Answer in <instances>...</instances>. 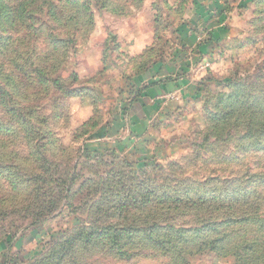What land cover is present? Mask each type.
Here are the masks:
<instances>
[{
  "label": "rangeland",
  "instance_id": "rangeland-1",
  "mask_svg": "<svg viewBox=\"0 0 264 264\" xmlns=\"http://www.w3.org/2000/svg\"><path fill=\"white\" fill-rule=\"evenodd\" d=\"M163 1L0 0V264H264V0H229L196 68L214 81L154 127L151 158L100 147L146 62L122 76L119 25L159 12L166 40L190 18Z\"/></svg>",
  "mask_w": 264,
  "mask_h": 264
},
{
  "label": "crops",
  "instance_id": "crops-1",
  "mask_svg": "<svg viewBox=\"0 0 264 264\" xmlns=\"http://www.w3.org/2000/svg\"><path fill=\"white\" fill-rule=\"evenodd\" d=\"M177 1L178 0H173L171 3L175 4ZM218 2L223 3L221 0H199V5L205 6L213 13V10H216L215 6L220 5ZM222 6H225V4L223 3ZM196 10L197 7L193 9L192 16L190 14L191 12L188 14L190 18L187 19L189 21H191V19H196V17H193ZM230 14L228 20L230 19ZM217 20V18L211 19L213 28L221 27V24H219ZM178 22L177 20L174 26H176ZM223 24H225V22ZM153 25V21L148 23L136 20L131 22L128 21L125 26L119 25L116 35L120 37L123 54L118 55V60L124 63L126 74L122 76L125 79L129 77L132 72L130 63H132L133 59L143 53L148 46L154 42L155 31ZM171 36L172 35H170V37ZM189 53L191 55L193 54L191 51H189ZM206 56L207 54L204 55L200 61L198 60L197 63H194L195 59L193 55L188 56L187 60L184 62L175 59L169 60L167 58L164 64L159 63L155 65L147 73H136V75H133L132 77L135 76L134 80L139 84H153H151L147 90L144 91L143 95L133 104L132 110L129 111L126 117L120 114L116 116L117 121L119 120L118 123L121 121L123 122L120 125H124L121 132L124 134V137H121V133L112 135L113 133H111V131L117 129L116 126H119L115 125L116 128L110 130L109 134L102 136V139L106 140L108 143L101 140L102 145L100 147L105 148V150L116 149L119 154L124 155H133L135 151H138V154L145 153L147 158H151L152 151L149 152L146 149L148 152H144V148L155 136V132H153L154 127H156L158 123H160V126L164 124L168 119V115L173 111L188 108L189 105L194 103L197 97L198 82L204 76L202 74L199 75L196 71V66L203 60H207ZM137 70L139 69L137 68ZM183 70L188 72L186 76L168 80L169 77L173 76L175 73L183 72ZM166 93H176L179 98L169 102L163 98V95ZM153 122L156 124L152 127Z\"/></svg>",
  "mask_w": 264,
  "mask_h": 264
},
{
  "label": "trees",
  "instance_id": "trees-1",
  "mask_svg": "<svg viewBox=\"0 0 264 264\" xmlns=\"http://www.w3.org/2000/svg\"><path fill=\"white\" fill-rule=\"evenodd\" d=\"M163 2L164 5L171 6V8H178L179 11H181V13H185V14H189L190 12L192 13L193 9L197 7V10L195 12L196 19H192L191 21H189L188 19L184 18V16H182V18L179 20L180 24L173 30L172 37H168L166 38V40L164 39L165 40L164 43L163 40L164 36L159 33V29L162 27L163 17L159 12H157L153 20L154 23L153 26L155 31L154 42L150 46H148V48L143 53H141L139 56H136L133 59V61L138 60L140 58H145L144 60H146V62H144L143 64L144 67L142 66L143 68L139 65L138 67L139 70L137 74L147 73L149 70H151L152 67L158 65L159 63L164 64L167 58L169 60L175 59L184 62L187 60L188 56L193 55L195 59L194 63H197L198 60L200 61V59L204 55L213 53L214 49L220 46L221 43L225 40V39L222 40L223 37H221L220 32H226V33L229 32V28L227 27V25L226 26L222 25L228 19L229 14L233 10L232 6L229 4L230 3L229 0H224L225 3L228 2V4L226 3L225 6H222L223 4L218 2L220 5L215 6L216 10H213L214 11L213 13H211V11H209V9H207L205 6L199 5V0H178L175 4H172L167 0ZM212 18H217L218 19L217 21L219 22V24H221V27L213 28V24L211 23ZM161 42L164 44L160 49H157L156 45L161 44ZM177 45L179 46V48H177ZM189 51H191V53L193 54L191 55ZM184 71L186 70H183V72L175 73L173 76L169 77L168 80H174L180 78L181 76H186L188 72L187 71L184 72ZM212 81H214V78L211 75L203 76L198 82L197 93L199 94L204 89V87L212 83ZM128 82L129 83L126 86L127 88L125 87L122 90L127 96L124 97V99H121L119 106L117 105L118 107H116L115 110L112 111L113 122H117L116 116L118 114L126 117L129 111L132 110L133 104L143 95L144 91L147 90V88L151 84H153V83L139 84L135 80H132V77L128 78ZM105 126H106V130L103 129L101 133L102 136L109 134L110 130L116 128L115 125L109 126V124H106ZM84 151L85 154L87 155H91V154L97 155L98 153L103 152L100 150L93 151L90 150L89 148H85ZM104 151L106 153L114 154L115 157L120 158L121 156V154H119L116 149H106ZM156 167H157L156 163L153 162L148 164L145 163V165L143 167H140L139 169H141L140 171L142 170L151 171L154 170ZM77 177L78 176L76 175V173L75 175H72V177L69 178L70 182L74 183ZM67 180L68 178L62 180L60 183H66ZM64 190L68 192L66 196H68L69 199H71L72 198V196H70L72 195L71 191H67L68 189H64ZM151 194L156 195L154 199L156 200L157 203H160L162 201L179 202L180 200L177 197V195L176 197L173 195L170 196L167 195V197L165 196L166 197L165 198L164 195L161 194L157 195L152 192ZM163 198H165V200H163ZM236 201H241V198L237 197ZM67 204L70 205V203ZM42 216H47V215H42ZM244 217L247 216L245 215L242 218ZM40 224H42L41 220L36 221V223H33L31 226H38ZM9 246L11 247V244Z\"/></svg>",
  "mask_w": 264,
  "mask_h": 264
},
{
  "label": "built area",
  "instance_id": "built-area-1",
  "mask_svg": "<svg viewBox=\"0 0 264 264\" xmlns=\"http://www.w3.org/2000/svg\"><path fill=\"white\" fill-rule=\"evenodd\" d=\"M209 60H205L200 62L196 68L198 70H208L211 67V64L208 62ZM165 95L170 96L171 98H175L176 97V93H166ZM178 96V95H177Z\"/></svg>",
  "mask_w": 264,
  "mask_h": 264
}]
</instances>
